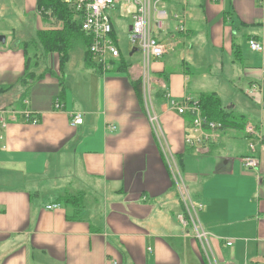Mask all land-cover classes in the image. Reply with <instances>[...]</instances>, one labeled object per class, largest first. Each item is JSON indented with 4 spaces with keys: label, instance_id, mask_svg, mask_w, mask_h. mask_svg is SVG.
Masks as SVG:
<instances>
[{
    "label": "crops",
    "instance_id": "obj_1",
    "mask_svg": "<svg viewBox=\"0 0 264 264\" xmlns=\"http://www.w3.org/2000/svg\"><path fill=\"white\" fill-rule=\"evenodd\" d=\"M132 11L111 12L118 47ZM159 11L167 18L153 33L174 43L150 64L159 131L143 99L142 63L120 47V58L103 67L89 54V67L82 36L62 65L37 33L63 26L49 25L38 9L45 26L31 34L33 53L17 29L0 25V264H264L262 143L257 171L242 162L251 153L246 123L264 133V55L249 47L252 37L264 38V0H160L154 25ZM76 57L83 63H72ZM212 92L246 123L188 145L192 115L172 104ZM75 113L82 123L72 124ZM189 160L196 167L187 170ZM185 191L202 205L196 218L207 239L180 220Z\"/></svg>",
    "mask_w": 264,
    "mask_h": 264
},
{
    "label": "built area",
    "instance_id": "obj_2",
    "mask_svg": "<svg viewBox=\"0 0 264 264\" xmlns=\"http://www.w3.org/2000/svg\"><path fill=\"white\" fill-rule=\"evenodd\" d=\"M71 12L79 19L81 23V30L89 38L88 50L93 56V59L103 66H107V61L119 59L121 51L116 41L113 39V23L111 19V12L116 9L127 11L130 7L133 9V22L129 30V39L135 48L142 54L144 69H150V60L152 57L159 58L173 49V42H165L159 40L152 31L151 25V10L152 0H63ZM157 0L154 5H156ZM167 18L165 12L159 11L156 18L157 28H163L164 20ZM180 21L181 29H184L181 15H176ZM249 47L264 55V38L258 39L252 37L249 39ZM143 93L146 99L147 109L149 111L150 120L155 125L159 126L158 116L152 112V94L150 89L151 80L147 70L142 75ZM257 86L254 84L252 91H255ZM180 114L190 113L192 115V122L189 132L186 135V143L194 146L201 143L204 139L216 136L217 130L221 127V123L210 119L202 112L198 99L191 96H186L182 101H174L172 104ZM83 122V114L75 113L72 116V124L77 125ZM210 130V131H208ZM159 131V130H158ZM245 132L249 139L250 155L242 158L244 165L253 171L259 169L260 159L255 155L256 145L262 143L264 146V133L258 123L248 121L245 125ZM179 187L185 188L181 178L177 179ZM186 213L180 214V220L184 226L191 225L195 229V233L199 238H206L207 233L202 229L197 221L196 215L201 204L192 201L187 192H182ZM56 204H51L48 208L52 209ZM228 245L232 242L228 241Z\"/></svg>",
    "mask_w": 264,
    "mask_h": 264
},
{
    "label": "trees",
    "instance_id": "obj_3",
    "mask_svg": "<svg viewBox=\"0 0 264 264\" xmlns=\"http://www.w3.org/2000/svg\"><path fill=\"white\" fill-rule=\"evenodd\" d=\"M37 9L44 16L47 13L46 10H52L54 18L63 20L65 22L64 27L61 29H42L37 33L38 39L43 44L46 53L47 51L50 52L52 50H56L60 53V60L62 65L70 59L71 50L74 47V40H79L83 36L82 38L84 39L85 44L90 41L89 38L87 40V38L84 36L85 33L83 31L82 32L84 33V35L80 32V21L75 20L74 14L71 12V10L63 0H38ZM89 54L90 52L87 49L85 53V64L89 67L93 65L95 66V62L91 61L92 57H90L91 55ZM140 88L141 85L139 84V89ZM2 90L4 89L0 87V91ZM198 100L202 112L210 119L220 121L221 126L223 127L239 126L242 128L246 123L245 120H237L233 116L225 112V110H223L221 98L214 92L205 93L201 95Z\"/></svg>",
    "mask_w": 264,
    "mask_h": 264
},
{
    "label": "rangeland",
    "instance_id": "obj_4",
    "mask_svg": "<svg viewBox=\"0 0 264 264\" xmlns=\"http://www.w3.org/2000/svg\"><path fill=\"white\" fill-rule=\"evenodd\" d=\"M155 1L156 0H152V6L154 5ZM157 1H160V0H157ZM0 9L3 10L4 14L6 15V20H2L0 22V25L4 26V23L7 22L8 25L11 24L14 29H17L18 36H23V38H24L23 44L28 47L29 51H31L30 49H33L34 44H36L35 37L32 36L34 33L32 34V32H36V30L45 26V24H43L42 21H39L37 19V16H36L37 15V8L36 7L32 8V5L27 6V7H23V5H19V7H17L14 2H9V0H8L4 3L3 6H0ZM46 11H47V13L45 16L42 14L41 15L44 17L48 16L47 18H49V19L47 22L50 21L48 23L49 25L59 24V26L64 27L65 22L63 20H58V19L54 18L52 10H46ZM151 13H152V10H151ZM111 15L112 16H114V15L118 16V14L117 13L115 14V12L112 13ZM132 22H133V17H132ZM151 24H152L153 32L156 33L157 31H159L157 26L154 25V22L153 23L151 22ZM129 30H130L129 27L125 28V30H122V29L119 30L118 35H117L118 39H119V47L121 48L126 59H128L130 61L139 60V62L142 63V67H143L145 64L143 62L142 54L139 51L135 52L133 57L129 56V53L131 51V43L129 42ZM31 52L32 53L35 52V49H33V51H31ZM85 53H86V50H85ZM88 58H89V56H88ZM153 58L154 57H152L151 60ZM33 60L37 61V58L34 56ZM72 60H73V61H71L72 63H76V64L79 62L83 63L82 62L83 60H81L80 57H76ZM151 60H150V64H151ZM101 67H103V65H101ZM142 69H143L142 73H145V71L147 70L148 75H149L150 80H151V73H150L151 69H144V68H142ZM34 77H36V75H34ZM1 88L5 89L4 87H1ZM142 90H143V87H142ZM208 90H211V89L209 88ZM223 90H224V87H223ZM143 95H144V93H143ZM224 98H226V97H224ZM143 99H144V102L146 104V99L144 96H143ZM156 129L159 130V127ZM195 167H196V163L193 162V160H189L188 162H186V169L187 170L193 169Z\"/></svg>",
    "mask_w": 264,
    "mask_h": 264
},
{
    "label": "water",
    "instance_id": "obj_5",
    "mask_svg": "<svg viewBox=\"0 0 264 264\" xmlns=\"http://www.w3.org/2000/svg\"><path fill=\"white\" fill-rule=\"evenodd\" d=\"M2 39L4 40V37H2ZM136 50V49H135Z\"/></svg>",
    "mask_w": 264,
    "mask_h": 264
}]
</instances>
